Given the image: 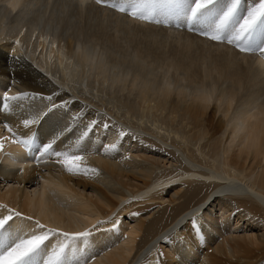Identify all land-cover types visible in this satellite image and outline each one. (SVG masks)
Listing matches in <instances>:
<instances>
[{
	"label": "bare ground",
	"instance_id": "6f19581e",
	"mask_svg": "<svg viewBox=\"0 0 264 264\" xmlns=\"http://www.w3.org/2000/svg\"><path fill=\"white\" fill-rule=\"evenodd\" d=\"M256 2L242 0V11ZM36 115L37 124L23 125ZM5 124L17 140L34 138L31 147L12 143ZM54 133L56 150L81 155L87 175L40 156ZM3 137L0 216L22 214L8 231L29 233L36 220L92 230L65 264H264L259 52L95 0H0ZM60 240L50 237L48 249Z\"/></svg>",
	"mask_w": 264,
	"mask_h": 264
},
{
	"label": "snow or ice",
	"instance_id": "6c2138e0",
	"mask_svg": "<svg viewBox=\"0 0 264 264\" xmlns=\"http://www.w3.org/2000/svg\"><path fill=\"white\" fill-rule=\"evenodd\" d=\"M95 3L147 24L165 27L172 24L176 27L187 25L190 31L198 27L199 35L209 41L231 45L241 53L259 52L264 57V0H257L246 11L241 9L242 0H95ZM257 37H260L259 41ZM29 95L26 92L11 97L5 95L3 100H24ZM47 99L51 100L52 97L49 96ZM56 107L57 105L53 104L49 111ZM40 119V115L32 119L26 118L23 120V125L25 127L35 125ZM96 123L98 122L95 120L90 122L88 130L76 141L77 146L88 136ZM4 127L11 134L12 143L22 142L26 147H31L34 138L17 140L15 139L17 133L13 127L8 124ZM103 127L107 129L109 124L104 123ZM119 134L126 135L123 131ZM9 138H0V153L4 150V140ZM58 138L54 133L49 142L43 143L38 150L40 156H55L56 163L61 164L68 173L87 175L89 169L78 163L83 160L81 155L56 150L54 145ZM116 147V145H105V151L115 150ZM21 216L22 214L15 209H9L6 215L0 216V237H3L0 239V264H65L67 251L75 247L76 241L87 240L93 234L92 230L87 229L74 233L63 232L48 228L39 220L34 221V228L29 233L16 234L8 231L10 222H14V217ZM24 219L32 221L33 218L24 217ZM193 224L195 227V221ZM95 227L94 225L93 228ZM112 227L118 230V223H113ZM52 236H59L61 240L49 250L46 242ZM80 264L86 262L81 261Z\"/></svg>",
	"mask_w": 264,
	"mask_h": 264
},
{
	"label": "rangeland",
	"instance_id": "374dc122",
	"mask_svg": "<svg viewBox=\"0 0 264 264\" xmlns=\"http://www.w3.org/2000/svg\"><path fill=\"white\" fill-rule=\"evenodd\" d=\"M203 142H204V141H202L200 138L198 139V143H199V145H202ZM122 221L125 222V223L127 222V220H125V219H123ZM122 221H120L119 224H121Z\"/></svg>",
	"mask_w": 264,
	"mask_h": 264
}]
</instances>
